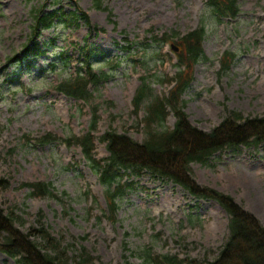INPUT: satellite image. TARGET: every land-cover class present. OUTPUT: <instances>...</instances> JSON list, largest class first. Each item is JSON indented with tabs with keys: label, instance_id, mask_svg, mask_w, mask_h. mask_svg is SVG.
Wrapping results in <instances>:
<instances>
[{
	"label": "rangeland",
	"instance_id": "374dc122",
	"mask_svg": "<svg viewBox=\"0 0 264 264\" xmlns=\"http://www.w3.org/2000/svg\"><path fill=\"white\" fill-rule=\"evenodd\" d=\"M54 1L0 0V178L10 180L0 192V211L13 212L26 233L39 227L42 217L53 236L71 244L69 256L81 244L94 264H146L148 255L165 254L214 260L230 235V216L217 201L193 197L173 181L145 172L126 176L133 187L111 216L98 174L81 146L67 140L90 131L96 108L97 158L109 156L101 140L107 131L144 142L148 106L155 97H168L173 87L161 79L178 72L171 43L177 46L202 26L204 55L192 67L193 81L183 95L190 122L210 131L232 111L264 116V0H236L235 19L217 17L208 0ZM44 4L66 13L77 5L89 22L60 23L34 38L32 12ZM166 33L176 35L161 46L158 39ZM30 45H38L40 53L23 60ZM92 52L95 71L107 75L90 86L93 98L60 92L58 86L76 77ZM227 52L234 54L229 68L223 62ZM144 78L150 91L136 111ZM175 122L171 113L166 126ZM48 135L55 139L42 143ZM190 169L200 186L233 196L264 225V144L224 150ZM34 182L51 183L56 196H32L25 183ZM0 264L19 263L0 252Z\"/></svg>",
	"mask_w": 264,
	"mask_h": 264
},
{
	"label": "trees",
	"instance_id": "16d2710c",
	"mask_svg": "<svg viewBox=\"0 0 264 264\" xmlns=\"http://www.w3.org/2000/svg\"><path fill=\"white\" fill-rule=\"evenodd\" d=\"M56 1V2H55ZM60 3L61 0H55ZM208 5L219 18L237 17L239 7L236 0H208ZM75 10L66 13L60 9L47 10L44 4L32 12V33L40 35L62 23L79 25L80 20L89 22L87 14L81 12L77 5ZM100 7V4H97ZM61 12V13H60ZM206 30L202 26L180 38L177 43L178 72L175 77L161 82L174 83L170 95L165 98L155 97L148 106L145 117L146 139L140 143L126 134L116 130L107 131L101 140L106 143L109 156L99 159L95 153L93 131L98 123L97 109H94L91 129L81 137L73 140L81 146L82 152L92 171L98 174L105 187V195L111 216L116 215L119 202L132 183L125 181L126 176H142L145 172L153 177L168 179L181 185L191 195L207 200L217 201L230 216V235L221 248L218 256L212 260L199 263L196 260L180 259L177 256H147L146 264H264V225L261 221L240 205L233 196L217 189L202 187L191 174L193 163L208 164L209 160L224 150H238L242 146H260L264 144V116H244L232 111L210 131L193 125L185 112L183 95L193 81L192 67L204 55L202 42ZM166 33L159 38L160 45L170 42L171 36ZM34 38L32 40L34 41ZM31 46V45H30ZM27 46L24 58L30 53L39 54V46ZM91 51H95L94 48ZM94 53L83 62L77 76L62 82L58 89L70 97L90 101L93 93L91 85L107 79L104 72L95 71ZM234 54L227 52L223 56L224 67L229 68ZM20 61V60H19ZM93 61V62H92ZM67 58L62 64L67 65ZM1 74V71H0ZM144 78L134 99L136 111L148 96L150 86ZM170 108V109H169ZM171 110L176 116L174 128L166 126ZM55 139L48 135L40 139L42 143ZM69 143V144H70ZM10 186V180L0 178V192ZM34 197H55L51 183H25ZM54 189V190H53ZM39 219V227H31L26 233L16 225L13 212L6 214L0 211V251L15 258L19 264H94L85 246L80 244L73 256H69L71 244L64 245L61 239L53 236ZM42 243H39L37 239ZM79 243V242H78ZM126 264H133L127 261Z\"/></svg>",
	"mask_w": 264,
	"mask_h": 264
},
{
	"label": "water",
	"instance_id": "95a60500",
	"mask_svg": "<svg viewBox=\"0 0 264 264\" xmlns=\"http://www.w3.org/2000/svg\"><path fill=\"white\" fill-rule=\"evenodd\" d=\"M174 48H175V50H178L177 47L174 46Z\"/></svg>",
	"mask_w": 264,
	"mask_h": 264
}]
</instances>
